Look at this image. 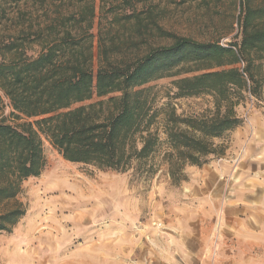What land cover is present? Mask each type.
I'll return each mask as SVG.
<instances>
[{
	"label": "trees",
	"instance_id": "1",
	"mask_svg": "<svg viewBox=\"0 0 264 264\" xmlns=\"http://www.w3.org/2000/svg\"><path fill=\"white\" fill-rule=\"evenodd\" d=\"M153 2L0 0V234L26 213L18 196L47 166L44 140L68 162L120 172L152 171L161 150L178 180L222 153L212 139L241 123L248 94L264 101V0H239L229 44L163 31ZM153 26L168 44L150 42ZM165 77L173 98L208 95L212 109L159 105L148 84Z\"/></svg>",
	"mask_w": 264,
	"mask_h": 264
},
{
	"label": "rangeland",
	"instance_id": "2",
	"mask_svg": "<svg viewBox=\"0 0 264 264\" xmlns=\"http://www.w3.org/2000/svg\"><path fill=\"white\" fill-rule=\"evenodd\" d=\"M153 3L162 10L156 22L163 31L196 41H239V0ZM149 32L154 45L170 42L154 26ZM174 79L148 84L157 103L171 101L185 117L208 114L211 97L173 98ZM237 113L241 123L212 139L222 153L185 165L178 180L167 174L161 150L149 160L152 171L120 172L68 162L44 140L47 166L22 183L18 198L26 213L0 234V264H250L254 252L236 255L234 241L225 239L223 210L236 198L249 205V215L259 212L254 224L264 226V101L248 94ZM153 221L165 230L157 234ZM259 242L264 247V239Z\"/></svg>",
	"mask_w": 264,
	"mask_h": 264
},
{
	"label": "crops",
	"instance_id": "3",
	"mask_svg": "<svg viewBox=\"0 0 264 264\" xmlns=\"http://www.w3.org/2000/svg\"><path fill=\"white\" fill-rule=\"evenodd\" d=\"M241 195L245 196V194H239L238 196L241 198ZM233 203L223 210L226 221V228L223 230L224 237L227 241H234L236 255H244L249 250L253 251L252 259L247 262H250V264H261L264 262V247L259 241L264 239V232L260 230L264 226L261 222L257 223V225L254 224V218H258L259 212L256 213V216L249 215L251 210L249 205L245 208L239 201H236V198ZM224 243L226 242L224 241ZM239 260L242 264L245 262L241 259Z\"/></svg>",
	"mask_w": 264,
	"mask_h": 264
},
{
	"label": "built area",
	"instance_id": "4",
	"mask_svg": "<svg viewBox=\"0 0 264 264\" xmlns=\"http://www.w3.org/2000/svg\"><path fill=\"white\" fill-rule=\"evenodd\" d=\"M221 44H223V43H221ZM151 227L157 231V234H159L160 232H163L165 230V225L161 221H153L151 223Z\"/></svg>",
	"mask_w": 264,
	"mask_h": 264
}]
</instances>
